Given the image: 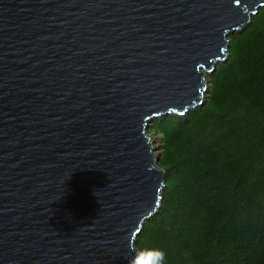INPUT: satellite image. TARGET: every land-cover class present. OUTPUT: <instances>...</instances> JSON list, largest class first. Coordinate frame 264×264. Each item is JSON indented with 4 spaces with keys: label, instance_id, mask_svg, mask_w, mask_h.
Instances as JSON below:
<instances>
[{
    "label": "water",
    "instance_id": "water-1",
    "mask_svg": "<svg viewBox=\"0 0 264 264\" xmlns=\"http://www.w3.org/2000/svg\"><path fill=\"white\" fill-rule=\"evenodd\" d=\"M264 0H0V264H139L148 129L204 105Z\"/></svg>",
    "mask_w": 264,
    "mask_h": 264
},
{
    "label": "trees",
    "instance_id": "trees-1",
    "mask_svg": "<svg viewBox=\"0 0 264 264\" xmlns=\"http://www.w3.org/2000/svg\"><path fill=\"white\" fill-rule=\"evenodd\" d=\"M229 39L204 105L150 125L165 188L139 264H264V7Z\"/></svg>",
    "mask_w": 264,
    "mask_h": 264
},
{
    "label": "rangeland",
    "instance_id": "rangeland-1",
    "mask_svg": "<svg viewBox=\"0 0 264 264\" xmlns=\"http://www.w3.org/2000/svg\"><path fill=\"white\" fill-rule=\"evenodd\" d=\"M220 64H224V63H220ZM219 64V65H220ZM218 65V66H219ZM212 76H210L209 74H206V78H207V84H208V86L210 87V78H211ZM209 91V88L207 89V91L205 92V96H204V102L207 100V96H206V93ZM149 128H150V126H149ZM148 134H149V136L151 137V140H152V144H153V147L155 148V152H156V154H158V155H161V148H162V135H160V134H155V132L154 131H151L150 132V130L148 129Z\"/></svg>",
    "mask_w": 264,
    "mask_h": 264
},
{
    "label": "clouds",
    "instance_id": "clouds-1",
    "mask_svg": "<svg viewBox=\"0 0 264 264\" xmlns=\"http://www.w3.org/2000/svg\"><path fill=\"white\" fill-rule=\"evenodd\" d=\"M155 252L159 257L158 264H164V254L162 250H155Z\"/></svg>",
    "mask_w": 264,
    "mask_h": 264
}]
</instances>
